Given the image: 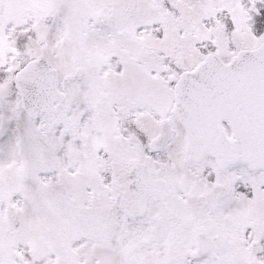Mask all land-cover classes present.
Returning <instances> with one entry per match:
<instances>
[{"label": "snow or ice", "instance_id": "6c2138e0", "mask_svg": "<svg viewBox=\"0 0 264 264\" xmlns=\"http://www.w3.org/2000/svg\"><path fill=\"white\" fill-rule=\"evenodd\" d=\"M0 264H264V0H0Z\"/></svg>", "mask_w": 264, "mask_h": 264}]
</instances>
